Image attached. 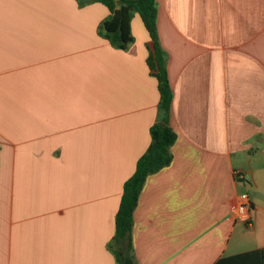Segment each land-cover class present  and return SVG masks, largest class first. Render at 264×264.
I'll return each mask as SVG.
<instances>
[{"label": "crops", "instance_id": "0c3cea01", "mask_svg": "<svg viewBox=\"0 0 264 264\" xmlns=\"http://www.w3.org/2000/svg\"><path fill=\"white\" fill-rule=\"evenodd\" d=\"M95 0H0V264H115L124 181L157 120L148 34ZM169 164L132 211L136 264H264V0H156ZM237 174L238 176H236ZM250 199V225L231 210Z\"/></svg>", "mask_w": 264, "mask_h": 264}, {"label": "trees", "instance_id": "16d2710c", "mask_svg": "<svg viewBox=\"0 0 264 264\" xmlns=\"http://www.w3.org/2000/svg\"><path fill=\"white\" fill-rule=\"evenodd\" d=\"M102 3L108 15L99 24L100 34L118 49H125L132 41L130 19L136 13L149 37L146 63L156 80L158 91L157 120L149 127L150 142L137 158L132 174L124 181L114 216V234L108 247L114 251L115 264H136L130 237L132 211L147 175L167 166L171 160L170 146L175 139L168 126L171 88L165 69V52L156 30V0H95ZM264 263V247L258 250Z\"/></svg>", "mask_w": 264, "mask_h": 264}, {"label": "built area", "instance_id": "2783aa9c", "mask_svg": "<svg viewBox=\"0 0 264 264\" xmlns=\"http://www.w3.org/2000/svg\"><path fill=\"white\" fill-rule=\"evenodd\" d=\"M238 176L237 174H235ZM250 199L247 192H241L231 210L234 221L243 222L246 226L250 225Z\"/></svg>", "mask_w": 264, "mask_h": 264}]
</instances>
